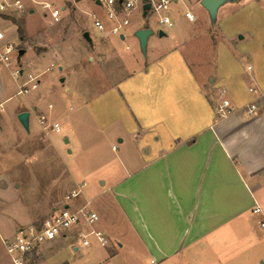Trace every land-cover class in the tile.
Instances as JSON below:
<instances>
[{
    "label": "crops",
    "instance_id": "1",
    "mask_svg": "<svg viewBox=\"0 0 264 264\" xmlns=\"http://www.w3.org/2000/svg\"><path fill=\"white\" fill-rule=\"evenodd\" d=\"M201 20L212 27V72L198 68L196 16L180 18L176 30H152L144 59L111 53L106 85L70 105L63 139L88 166L69 172L79 192L65 205H94L93 228L110 242L82 245V223L42 244L40 264H264V215L252 211L264 210V0H229ZM105 50L88 59L101 65ZM31 222L0 220V264L12 263L3 239Z\"/></svg>",
    "mask_w": 264,
    "mask_h": 264
},
{
    "label": "rangeland",
    "instance_id": "2",
    "mask_svg": "<svg viewBox=\"0 0 264 264\" xmlns=\"http://www.w3.org/2000/svg\"><path fill=\"white\" fill-rule=\"evenodd\" d=\"M22 2L24 7L21 11L0 15V30L5 36L0 41V54L7 42H13L8 66L0 63V220L3 224L37 221L49 214L42 215L50 207L55 206L57 210L71 202L65 199L70 191L65 183L69 181L73 168L83 170L88 162L83 154L74 152L69 155L63 139L68 123L65 118L74 114L70 105L76 107L79 102L76 98H87L106 85L108 78L105 74L115 61L111 53L121 57L135 55L145 58L139 45L137 47L134 28L145 26L156 35L160 30L158 14L148 11L144 15L141 4L128 14L126 37L120 40L116 35L99 33L95 28L93 22L96 18L108 24L103 7L95 0ZM43 3L64 6L59 21L51 20ZM186 9L196 16L193 23L197 24L196 40H201L197 54L201 65L198 68L205 74L210 73L215 65L212 54L214 44L208 40V31L212 27L205 29L204 25H198L205 10L200 0L171 2L168 15L173 20V26H164L161 30L166 33L176 30V20L185 18L183 13ZM86 32L89 39L84 36ZM200 36L205 40L198 38ZM153 39L156 37L150 41ZM196 40L190 44L194 48ZM101 42L107 50L100 65L96 59L90 61L88 57L96 52ZM19 50H23L21 55ZM63 77L65 80L61 81ZM22 111L29 113L27 128L18 119ZM41 114L46 117V125L59 120L61 130H48V126L44 128L38 121ZM108 153L104 151L105 156ZM93 206L89 207L92 209ZM259 259L264 263V251ZM32 261L40 264L38 256ZM8 264H12L10 259Z\"/></svg>",
    "mask_w": 264,
    "mask_h": 264
},
{
    "label": "built area",
    "instance_id": "3",
    "mask_svg": "<svg viewBox=\"0 0 264 264\" xmlns=\"http://www.w3.org/2000/svg\"><path fill=\"white\" fill-rule=\"evenodd\" d=\"M176 0H100V5L104 9L106 20L108 24L96 18L93 22L95 28L100 33H108L123 37L125 34V27L129 24L128 14L135 9L138 4L141 7L144 3H150L148 11L158 14V27L163 29L164 26H173V20L168 15V6L171 2ZM24 7L22 0H0V15L8 14L12 11H21ZM43 7L48 8V14L52 21H59L61 18L64 6H51L49 3H43ZM32 11V9H30ZM46 15V14H45ZM188 21L194 19L193 13L186 9L183 13ZM5 38L3 31L0 30V41ZM13 50V42H7L3 47V53L0 54V63L3 62L8 66V54ZM16 73V71H14ZM250 91H254L249 88ZM224 89L220 90L223 94ZM230 102L228 99H223L219 113L224 114L229 108ZM51 107V105H49ZM257 108L255 103L250 104L247 112L252 114ZM39 123L48 130L60 131V124L56 121L46 125V117L41 114L39 116ZM79 192L78 188H73L65 196L66 200L75 197ZM253 212L264 215V210L257 204L254 205ZM98 220V214L89 206L83 205L77 209H72L69 205H64L60 209L54 210L45 215L41 219L19 228L12 236L3 239L5 249L9 254L12 264H39L34 263L32 259L37 256L40 246L48 241L53 240L59 236H65L75 228L84 223L90 228L86 231L78 230V236L82 245H89V236H93L96 241L106 246L110 240L108 236L101 230L93 228V224ZM264 226V220L260 222Z\"/></svg>",
    "mask_w": 264,
    "mask_h": 264
},
{
    "label": "water",
    "instance_id": "4",
    "mask_svg": "<svg viewBox=\"0 0 264 264\" xmlns=\"http://www.w3.org/2000/svg\"><path fill=\"white\" fill-rule=\"evenodd\" d=\"M229 1V0H200L201 5L207 10L209 18L212 22L215 21L216 19V12L218 7L223 4L224 2ZM96 3H100V0H95ZM150 8V3L146 2L142 5V10L143 14L146 15L148 10ZM152 33L151 28H141L135 31L134 35L139 41V46L141 48V51H145L146 48V40L147 37ZM163 31L159 30V35H163ZM84 36L89 39L88 33H84ZM23 53V50H19V55ZM28 115L29 113L27 111H22L18 114V119L20 122L25 126V128L28 127Z\"/></svg>",
    "mask_w": 264,
    "mask_h": 264
},
{
    "label": "trees",
    "instance_id": "5",
    "mask_svg": "<svg viewBox=\"0 0 264 264\" xmlns=\"http://www.w3.org/2000/svg\"><path fill=\"white\" fill-rule=\"evenodd\" d=\"M18 33H19V36L21 37V30L18 28Z\"/></svg>",
    "mask_w": 264,
    "mask_h": 264
}]
</instances>
